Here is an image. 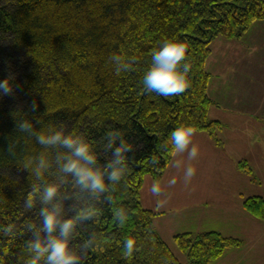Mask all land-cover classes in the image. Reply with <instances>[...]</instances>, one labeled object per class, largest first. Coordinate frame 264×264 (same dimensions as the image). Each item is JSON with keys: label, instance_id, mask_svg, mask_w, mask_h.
Instances as JSON below:
<instances>
[{"label": "trees", "instance_id": "trees-1", "mask_svg": "<svg viewBox=\"0 0 264 264\" xmlns=\"http://www.w3.org/2000/svg\"><path fill=\"white\" fill-rule=\"evenodd\" d=\"M259 20L264 0H0V80L13 77L17 85L0 96V227L16 225L14 238L0 232V264H21L31 238L27 225L40 224L34 189L43 181L23 163L45 149L18 131L17 118L23 117L36 120L37 127L39 118L85 138L102 164L111 158L108 132L120 131L133 145L126 173L118 183L109 182L105 195L111 200L81 194L79 201L65 202L97 210L78 224L77 247L92 233L104 238L103 250L81 251L80 264H184L153 227L157 213L142 204L144 179L163 178L176 153L170 134L178 126L193 125L223 147L222 123L209 118L215 104L208 93L212 43L218 37L241 39ZM171 37L189 43L190 86L168 96L147 92L143 77L153 50ZM114 53L132 67L117 73ZM33 102L39 104L35 111ZM239 167L252 174L247 162ZM44 179L60 182L64 195L77 191L55 166ZM29 193L36 201L31 209L25 206ZM244 207L264 221L263 197L246 198ZM119 209L127 213L124 223L116 218ZM128 238L137 241L131 257L125 254ZM174 240L190 264H211L244 244L218 231L180 233Z\"/></svg>", "mask_w": 264, "mask_h": 264}, {"label": "crops", "instance_id": "crops-1", "mask_svg": "<svg viewBox=\"0 0 264 264\" xmlns=\"http://www.w3.org/2000/svg\"><path fill=\"white\" fill-rule=\"evenodd\" d=\"M246 37L216 38L207 62L211 73L208 93L215 102L209 118L222 123L219 136L223 147L208 133L195 131L193 144L199 146L198 156L189 159L187 151L176 152L159 181V195L151 191L153 178L144 179L142 204L157 213L153 227L184 264H190L187 255L174 240L180 233L218 231L244 241L211 264H240L247 251L257 250L264 242V221L244 207L248 197L264 198L259 189L264 181L257 171L264 170V133L259 132L264 131V47H258L259 40L252 43L251 34ZM260 53L262 65L258 64ZM177 160L183 162L179 168ZM241 161L252 168L251 175L239 167ZM188 166L196 168L190 179L184 175ZM172 177L175 184L168 183ZM161 229H166L170 238Z\"/></svg>", "mask_w": 264, "mask_h": 264}, {"label": "clouds", "instance_id": "clouds-1", "mask_svg": "<svg viewBox=\"0 0 264 264\" xmlns=\"http://www.w3.org/2000/svg\"><path fill=\"white\" fill-rule=\"evenodd\" d=\"M189 52V43L180 37H171L162 42L158 49L153 50L152 64L143 77V83L147 92H156L168 96L182 93L190 86L189 73L192 64L186 59ZM117 73L125 72L132 64L119 53L111 56ZM17 85L13 77L0 80V96L11 94ZM39 104L33 102L31 110L38 109ZM42 125L37 127V121L33 118H17L16 127L19 132L34 137L44 151L28 157L23 167L40 178L43 183L34 191L38 193L40 224L29 223L28 230L31 238L27 241L26 256L20 257L21 264H80L82 250H103V237L92 233L87 239L79 243L75 242L77 226L84 219L97 214L93 206L80 208L77 203L66 205V201L80 200L81 194L89 200H99L102 197L111 200L109 182L118 183L128 169V153L133 150V145L118 130L107 133L105 148L110 153V159L106 164L100 162L98 153L92 145L83 137L66 132L63 127L45 124L38 118ZM196 129L193 125H181L170 134L173 150L177 153L187 151L189 159L198 156L199 146L193 144V136ZM13 146L9 145V150ZM50 149H55L53 154ZM181 160L175 162L176 167H181ZM55 166L56 174L62 177H71L72 184L77 190L74 194L61 193L60 182H49L44 179L45 174ZM196 173L195 166L185 169V177L190 179ZM169 184H175L176 178L168 180ZM151 191L159 195L162 191L159 181L153 183ZM36 201L32 193H29L25 201L27 208H33ZM72 209L69 215L67 209ZM116 218L124 223L127 213L119 209ZM16 225L9 223L0 227V232L14 238ZM125 254L131 257L137 250L135 238L125 241Z\"/></svg>", "mask_w": 264, "mask_h": 264}, {"label": "rangeland", "instance_id": "rangeland-1", "mask_svg": "<svg viewBox=\"0 0 264 264\" xmlns=\"http://www.w3.org/2000/svg\"><path fill=\"white\" fill-rule=\"evenodd\" d=\"M264 20H259V21H257L252 27H251V29L247 32V33H249V35L251 34V37H250V39L251 40H253L252 41V43L253 42H257L258 40V47H264V43H263V41H261L260 39H264V22H263ZM247 33L243 36V37H246V35H247ZM247 38V37H246ZM242 39V38H241ZM259 56H260V58H259V62H258V64H263V56L261 55V53L259 54ZM258 69V68H257ZM260 69H262V68H260ZM264 69V68H263ZM263 118V117H262ZM263 120H264V118H263ZM259 132H261V133H264V131H259ZM251 164V163H250ZM252 165V164H251ZM253 167V166H252ZM253 169H254V167H253ZM258 172H260V175H261V177H262V181H264V170H257ZM147 176H149V175H147ZM147 176H145V177H147ZM259 189H260V191L264 194V182L260 185V187H259ZM211 224H209V225H211V226H215L214 225V223L215 222H210ZM222 223H220V225H221ZM164 228V227H163ZM168 230H171L170 228L168 229ZM196 230V229H195ZM161 232H162V234H163V232H164V236H166V237H169V235H168V233H166V232H168L166 229H165V231L163 230V229H161ZM228 234H230V233H228ZM224 235H225V233H224ZM225 236H227V235H225ZM170 238V237H169ZM171 245H173L174 246V244H171ZM176 245V244H175ZM174 248V247H173ZM179 249V248H178ZM178 249H177V251H178ZM175 251V250H174ZM176 252V251H175ZM246 255L247 256H244V257H242V258H240V264H264V242L263 241H261L260 242V245H259V248H257V250H255V251H247V253H246ZM225 264H228L227 262L225 263Z\"/></svg>", "mask_w": 264, "mask_h": 264}]
</instances>
